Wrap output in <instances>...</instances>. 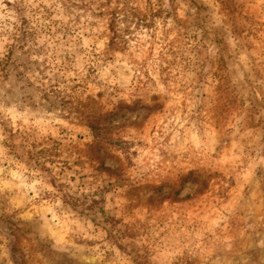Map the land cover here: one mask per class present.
<instances>
[{
    "label": "rangeland",
    "instance_id": "374dc122",
    "mask_svg": "<svg viewBox=\"0 0 264 264\" xmlns=\"http://www.w3.org/2000/svg\"><path fill=\"white\" fill-rule=\"evenodd\" d=\"M0 264H264V0H0Z\"/></svg>",
    "mask_w": 264,
    "mask_h": 264
}]
</instances>
